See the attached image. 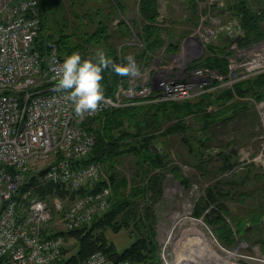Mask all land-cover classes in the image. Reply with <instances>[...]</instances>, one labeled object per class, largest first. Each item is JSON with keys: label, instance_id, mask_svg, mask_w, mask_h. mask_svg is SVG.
I'll list each match as a JSON object with an SVG mask.
<instances>
[{"label": "trees", "instance_id": "obj_1", "mask_svg": "<svg viewBox=\"0 0 264 264\" xmlns=\"http://www.w3.org/2000/svg\"><path fill=\"white\" fill-rule=\"evenodd\" d=\"M64 2L65 0H40L41 29L33 42V49L45 53L46 42L55 40L59 44V52L63 58L73 52H79L82 57L89 58L95 57L96 46L102 45L108 47L105 53L114 62L122 63L110 39L117 32L124 33L122 26L127 24L124 20H120L122 24H119V29L113 34L109 30L108 20H111L110 18L117 10L125 11L126 5L123 0H103L109 8L104 14L105 18L99 17L101 15L99 8L94 13L87 8L82 11L83 6L92 0H67V4ZM228 7L232 11V17L240 21L245 32L242 44L264 38V7L255 9L250 0H235L234 3H229ZM138 8L141 20L137 22L141 25L137 36L144 43L143 52L155 54L158 48H163L165 45H168L167 49L177 50L179 42L166 43L163 38L162 33L165 29L158 20V0H139ZM69 16L72 17L71 20ZM51 21H55L56 28L50 27ZM70 21L72 27L69 24ZM91 24L95 25L93 30L89 29ZM206 48L207 57L201 63L195 62L194 65L208 66L227 73V57L230 54L228 43L223 46L209 43ZM148 57L152 58V56ZM103 77L102 84L107 95L114 93L119 82L123 81L126 84L129 82L125 81V77L117 76L111 70H105ZM216 89L200 95L195 101L130 105L105 110L91 119L90 129L96 135V142L85 161L100 163L110 178L112 186L110 206L105 212L96 214L88 223L70 230L61 228L55 232V234L63 235L66 241L62 258L58 264H80L96 251L103 252L114 261L128 260L133 264H164L159 254L156 216L148 198H156L161 193L165 172L171 173L186 187L190 186V179L182 174L179 164H172L171 160L167 159L168 154L163 150L156 151L152 145L162 146L165 143L162 139L175 133H181L182 142L188 145L193 157L198 159L199 163L195 165L196 168L203 173L201 166L210 158L215 157L210 156V153L204 150L209 139L213 138L211 132L216 126L221 123L225 124L248 108V101H238L237 98L241 100L252 98L256 102L264 99V73L241 80L233 88ZM212 106L216 109L210 111L208 107ZM187 117L195 118L200 128L195 129L186 123ZM173 118L177 119L175 123L165 125L167 119L173 120ZM208 131L211 133L210 138L205 135ZM190 133L198 137L201 143L197 150L190 145ZM226 146L227 148L221 146L222 149L218 152L220 164L217 173L219 174L214 175L215 180L207 186L204 195L195 199L191 214L195 217H203L214 228L217 239L225 246L231 247L237 241L236 231H253L258 225L257 221H261L259 218L264 212V182L256 188L261 196L259 209L261 211L258 213L253 211L254 217H249L254 222L253 228L245 229L238 221L236 222V225H239L238 230H234L235 228L226 217L230 213L228 201L238 194L243 198L245 192L240 186L247 183L250 175L255 181H259L261 175L254 172V164H250L243 175L239 169L227 174L238 163L239 152L235 148H230V144ZM130 153L136 157L134 162L136 167L133 176L129 179L126 175H118L115 159ZM42 173L43 171L39 174ZM103 183H105L103 179L97 182L95 190L99 189ZM32 186L35 195L50 204L55 197L64 200L67 194L63 184L51 182L41 184L36 174L32 175L29 181L20 188L19 197ZM89 191L91 188L84 186L78 190V193ZM143 201L145 203L142 204ZM109 229L113 232L128 229L134 240L130 245L119 249L117 243L109 237ZM255 236V242H263L264 246V234H255ZM70 239L74 240L71 247L67 245Z\"/></svg>", "mask_w": 264, "mask_h": 264}, {"label": "built area", "instance_id": "obj_2", "mask_svg": "<svg viewBox=\"0 0 264 264\" xmlns=\"http://www.w3.org/2000/svg\"><path fill=\"white\" fill-rule=\"evenodd\" d=\"M40 29V0H0V264H58L66 241L55 234L57 227H79L109 208L110 178L100 163L85 161L96 142L90 129L93 117L108 109L233 88L264 73V38L242 44L240 21L218 20L189 45L201 49L219 30L225 31L227 73L204 66L178 82L171 75L146 71L139 84L121 81L112 95L104 92L100 110L80 117L65 94L55 90L56 70L64 60L57 41L48 40L45 53L33 49ZM36 174L41 184H63L65 199L55 197L50 204L35 195L33 186L19 197L20 188ZM101 179L105 183L95 190ZM84 186L91 191L78 193ZM163 263L171 264L166 259ZM80 264L133 263L96 251Z\"/></svg>", "mask_w": 264, "mask_h": 264}, {"label": "rangeland", "instance_id": "obj_3", "mask_svg": "<svg viewBox=\"0 0 264 264\" xmlns=\"http://www.w3.org/2000/svg\"><path fill=\"white\" fill-rule=\"evenodd\" d=\"M234 1L194 0L193 3V0H158V20L165 29L162 33L163 38L166 43L179 42V46L177 50L167 49L168 45L158 48L149 61L150 69H154L158 74L171 75L180 82L188 71L195 72L204 67L203 65H194V63H201L207 57V48L204 45L201 49H191L189 44L198 41L199 32L207 30L211 26L214 27L218 20L224 23L236 19L232 17V11L228 7V4H232ZM250 2L255 9L264 7V0H250ZM64 3L67 4V0ZM123 3L126 5L125 11L117 10L110 18L111 20H106L109 21V30L113 34L117 32L118 27L122 24L120 20H124L127 24L122 26L125 32L122 34L117 32L110 41L115 49H118L122 44L134 48V50L128 51L130 55H134L135 50L144 47L143 41L137 36L141 25L137 22L141 20L138 12L139 0H123ZM106 6L107 4L103 0H92V2L83 6L82 11L87 8L94 13L99 8L101 10L99 17L105 18L104 14L109 10ZM68 18L71 20L72 17L69 16ZM69 24L72 27L71 21ZM50 27L56 28L55 21H51ZM94 27L95 25L91 24L89 29L93 30ZM228 42L225 31L219 30V34L212 37L210 43L223 46ZM98 50L106 52V46H96L95 53ZM220 89H224V87L218 88V90ZM188 98L178 102L195 101L199 96L192 95ZM237 100L248 101L249 106L225 124L222 125L221 123L216 126L214 131L211 132L213 138L209 139L204 150L206 153H210V156L215 157L210 158L201 166L202 168L200 167L203 173L196 168L195 165L199 163L198 159L193 157L194 155L189 151L188 145L182 142L181 133L169 135L167 138L162 139L165 140V143L158 146L163 147L164 153L168 154L167 159L171 160L172 164H179L182 174L190 179V186L186 187L176 180L171 173L165 172L161 184V193L156 198H148L156 216V230L160 245L159 254L163 261L166 259L171 264H264L263 242L253 241L252 244L249 242V234L254 231L260 235L259 228L264 230V212L259 218L261 221L256 219L258 222L257 229L254 228L253 231H236L237 241L231 247L225 246L217 239L214 228L203 217H195L191 214L195 199L204 195L207 186L214 182V175L219 174L217 173L220 164L218 152L222 149L221 146L227 148L226 144H230V148H235L239 152L238 163L227 174L239 169L243 175L248 166L254 164V172L261 175L259 181H255L253 176L250 175L251 177L247 179L246 184L239 185L241 190L245 192L244 199L238 194L228 201L230 213L226 215L227 220L235 228L234 230L239 226L236 225L238 221L245 228V224L254 223L253 220H250L252 216L254 217L253 211H257V213L261 211L259 210L261 196L257 193L256 188L264 182V99L258 102L252 100V98L242 100L237 98ZM208 108L210 111L216 109L215 106ZM176 120L174 118L173 120L167 119L165 125L173 124ZM186 123L192 125L195 129L200 128L193 117H187ZM211 133L208 131L205 135L210 138ZM189 137L190 145L193 146L194 150L199 149L201 143L198 137H194L191 133ZM135 159L136 157L132 153L117 157L115 165L118 175H126L130 179L135 172ZM140 201L142 200L140 199ZM143 203L145 202L143 201ZM57 228L61 229L62 226L59 225ZM108 235L117 243L119 249L130 245L134 240L128 229H122L119 232H113L109 229ZM73 243L74 240L70 239L67 245L71 247Z\"/></svg>", "mask_w": 264, "mask_h": 264}, {"label": "clouds", "instance_id": "obj_4", "mask_svg": "<svg viewBox=\"0 0 264 264\" xmlns=\"http://www.w3.org/2000/svg\"><path fill=\"white\" fill-rule=\"evenodd\" d=\"M127 63H116L104 50H98L95 57L84 58L81 53L73 52L66 56L56 70L55 90L64 93L71 102L76 115L83 117L100 110L105 102L103 72L111 70L120 77L137 78L140 68L131 55Z\"/></svg>", "mask_w": 264, "mask_h": 264}, {"label": "crops", "instance_id": "obj_5", "mask_svg": "<svg viewBox=\"0 0 264 264\" xmlns=\"http://www.w3.org/2000/svg\"><path fill=\"white\" fill-rule=\"evenodd\" d=\"M72 7V6H71ZM227 36V35H226ZM127 43V42H126ZM134 50V48H129V46L126 45H120L119 48L117 50V54L120 56V59L122 60V63H127L126 57L129 56V52L130 50ZM144 47H141L139 50H135L136 52H134V55H131L135 58L140 71H141V75L137 78H132V77H125V81H130V80H135L136 83H140L142 81V74L146 71L151 72L152 74L155 72V70L150 69V58L148 56H152L153 54H151L150 52H146L144 53L143 50ZM108 51V47H106V52ZM251 220V219H250ZM253 224L249 223V224H245V229H247L248 227L253 228ZM260 229V233L264 234V230ZM246 231V230H245ZM254 233V234H253ZM251 234H249V242L252 244L253 241H255L256 239V232H253Z\"/></svg>", "mask_w": 264, "mask_h": 264}, {"label": "water", "instance_id": "obj_6", "mask_svg": "<svg viewBox=\"0 0 264 264\" xmlns=\"http://www.w3.org/2000/svg\"><path fill=\"white\" fill-rule=\"evenodd\" d=\"M152 147H153L156 151H158V150H162V149H163V147H157V146H155V145H152Z\"/></svg>", "mask_w": 264, "mask_h": 264}]
</instances>
